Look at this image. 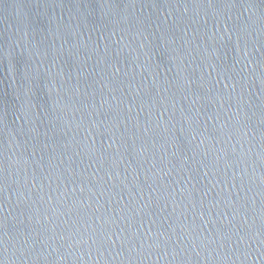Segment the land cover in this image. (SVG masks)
Listing matches in <instances>:
<instances>
[{
    "label": "water",
    "instance_id": "1",
    "mask_svg": "<svg viewBox=\"0 0 264 264\" xmlns=\"http://www.w3.org/2000/svg\"><path fill=\"white\" fill-rule=\"evenodd\" d=\"M0 264H264V0H0Z\"/></svg>",
    "mask_w": 264,
    "mask_h": 264
}]
</instances>
